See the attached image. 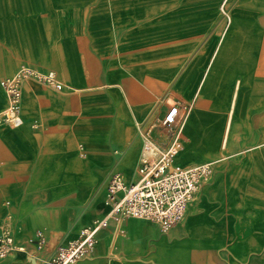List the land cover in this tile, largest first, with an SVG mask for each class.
Instances as JSON below:
<instances>
[{"label":"crops","instance_id":"crops-1","mask_svg":"<svg viewBox=\"0 0 264 264\" xmlns=\"http://www.w3.org/2000/svg\"><path fill=\"white\" fill-rule=\"evenodd\" d=\"M23 66L63 89L28 79L23 124L0 123V236L26 249L0 264H49L102 219L146 133L169 144L174 102L190 107L175 163L213 162L212 179L168 233L112 221L77 264H264V0H0V82Z\"/></svg>","mask_w":264,"mask_h":264},{"label":"built area","instance_id":"built-area-1","mask_svg":"<svg viewBox=\"0 0 264 264\" xmlns=\"http://www.w3.org/2000/svg\"><path fill=\"white\" fill-rule=\"evenodd\" d=\"M30 78L58 91L63 89V84L54 71L40 72L23 66L15 75L3 78L0 82L7 94V106L0 113V123L12 128L23 124V85ZM189 111L190 107L180 102L170 105L160 123V127L171 135L169 144L164 147L156 144L148 131L138 168V180L127 185L123 174H113L108 184L107 214L93 225L85 227L78 239L60 247L49 264H77L90 256L95 251L99 232L108 228L112 221L144 219L156 223L163 233H168L173 226L185 219L189 204L196 199L202 185L214 175L213 162L192 166L175 163L176 157L186 148L184 130ZM1 230V258L26 250L24 246L16 243L11 228L3 227ZM37 240L40 247L45 243L41 232Z\"/></svg>","mask_w":264,"mask_h":264},{"label":"rangeland","instance_id":"rangeland-1","mask_svg":"<svg viewBox=\"0 0 264 264\" xmlns=\"http://www.w3.org/2000/svg\"><path fill=\"white\" fill-rule=\"evenodd\" d=\"M181 164H184L185 162H188L187 159H182L179 161Z\"/></svg>","mask_w":264,"mask_h":264},{"label":"bare ground","instance_id":"bare-ground-1","mask_svg":"<svg viewBox=\"0 0 264 264\" xmlns=\"http://www.w3.org/2000/svg\"><path fill=\"white\" fill-rule=\"evenodd\" d=\"M233 33V32H232ZM234 34V33H233ZM169 66V65H168ZM150 82V81H149ZM151 83V82H150ZM153 86V85H152ZM164 86V85H163ZM167 87V86H166Z\"/></svg>","mask_w":264,"mask_h":264}]
</instances>
